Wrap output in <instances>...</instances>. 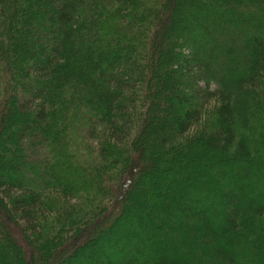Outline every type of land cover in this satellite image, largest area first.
Listing matches in <instances>:
<instances>
[{
	"label": "trees",
	"instance_id": "1",
	"mask_svg": "<svg viewBox=\"0 0 264 264\" xmlns=\"http://www.w3.org/2000/svg\"><path fill=\"white\" fill-rule=\"evenodd\" d=\"M60 262L264 264V0H0V264Z\"/></svg>",
	"mask_w": 264,
	"mask_h": 264
},
{
	"label": "rangeland",
	"instance_id": "2",
	"mask_svg": "<svg viewBox=\"0 0 264 264\" xmlns=\"http://www.w3.org/2000/svg\"><path fill=\"white\" fill-rule=\"evenodd\" d=\"M205 176V175H204ZM204 183V182H203ZM205 185H206V182H205ZM208 185V184H207ZM182 190V193L184 192V190L183 189H181ZM180 192V191H179ZM178 192V193H179ZM166 193H167V195H168V191H166ZM180 194V193H179ZM179 196V195H178ZM182 197V196H181ZM171 199H169V201H166L165 199H163V200H165L164 201V203H163V201H162V203L163 204H167L168 202L170 203V201L172 202V203H174L175 202V200H176V195L174 196V194H173V197H170ZM167 199V198H166ZM180 199V198H179ZM190 200H192V199H190ZM196 202H197V200H196ZM168 203V204H169ZM245 203V201L243 200L242 202H241V206L243 205ZM194 205H198V203L197 204H194ZM240 206V205H239ZM161 211H159V215H160V217L161 218H164L166 221V224H169L168 223V220L170 219L171 221H172V219L170 218V215H168V214H166L167 212L166 211H164V212H161ZM166 212V213H165ZM163 214V215H162ZM202 214V213H201ZM205 214V213H204ZM182 222V221H181ZM169 226V225H168ZM150 236H152V235H150ZM153 237V236H152ZM157 237H160V238H156L157 240H160V242H162L161 244H164L165 245V247H167L168 248V250H170V251H174V252H176L177 254H181V256L183 255V256H185V257H187L188 255H185L186 253H187V251L185 250V248H187V247H189V243H188V240H186V239H179L178 237H177V239L175 238V240H173V239H170V238H168V236L166 235V236H164V237H161V235L160 236H157ZM215 237V239L217 240V233H216V235L214 236ZM214 239V240H215ZM171 240H173L172 241V243L170 242ZM190 242V241H189ZM160 245V244H159ZM184 248V249H183ZM182 256V257H183ZM188 258V257H187ZM190 259H191V257H190ZM191 262H194V259L192 258L191 260H190ZM60 264H61V262H60Z\"/></svg>",
	"mask_w": 264,
	"mask_h": 264
}]
</instances>
